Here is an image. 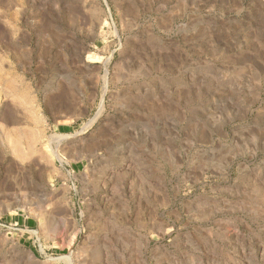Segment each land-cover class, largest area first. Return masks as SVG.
Returning a JSON list of instances; mask_svg holds the SVG:
<instances>
[{"label": "rangeland", "instance_id": "obj_1", "mask_svg": "<svg viewBox=\"0 0 264 264\" xmlns=\"http://www.w3.org/2000/svg\"><path fill=\"white\" fill-rule=\"evenodd\" d=\"M0 98V264H264V0H0Z\"/></svg>", "mask_w": 264, "mask_h": 264}, {"label": "bare ground", "instance_id": "obj_2", "mask_svg": "<svg viewBox=\"0 0 264 264\" xmlns=\"http://www.w3.org/2000/svg\"><path fill=\"white\" fill-rule=\"evenodd\" d=\"M0 100H1V98H0ZM88 127V126H87ZM84 129H86V128H84ZM57 136V135H56ZM69 136H71L70 134H60L59 135V137H58V139H57V143L59 144L62 140H64L65 138H67V137H69ZM57 156V155H56ZM60 159H61V157L60 156H58ZM62 256H60L59 258H61ZM58 258V257H57ZM62 258H64V259H67L70 263H72V259L70 258V256H65L64 255V257H62ZM68 262V263H69Z\"/></svg>", "mask_w": 264, "mask_h": 264}]
</instances>
